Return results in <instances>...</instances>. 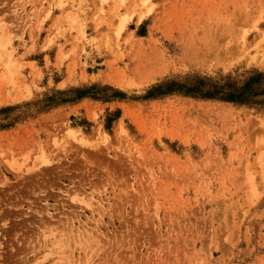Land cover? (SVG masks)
<instances>
[{
  "label": "rangeland",
  "instance_id": "1",
  "mask_svg": "<svg viewBox=\"0 0 264 264\" xmlns=\"http://www.w3.org/2000/svg\"><path fill=\"white\" fill-rule=\"evenodd\" d=\"M256 74L264 0H0V264H264V95L182 88Z\"/></svg>",
  "mask_w": 264,
  "mask_h": 264
},
{
  "label": "trees",
  "instance_id": "2",
  "mask_svg": "<svg viewBox=\"0 0 264 264\" xmlns=\"http://www.w3.org/2000/svg\"><path fill=\"white\" fill-rule=\"evenodd\" d=\"M262 80L263 76L261 74H256L249 78L242 86L232 84L220 85L214 82L199 80L191 87L183 86L182 88L186 93L204 98H218L229 102L257 103L259 102V97L264 95V84ZM172 84L173 83L169 84V87L164 88L166 90L165 92L164 90L160 91L163 93L159 92V95L169 93ZM76 92L78 93L77 98H83L90 95L87 89H79L76 90Z\"/></svg>",
  "mask_w": 264,
  "mask_h": 264
},
{
  "label": "bare ground",
  "instance_id": "3",
  "mask_svg": "<svg viewBox=\"0 0 264 264\" xmlns=\"http://www.w3.org/2000/svg\"><path fill=\"white\" fill-rule=\"evenodd\" d=\"M9 36H10V35H9ZM3 44H4V41H3ZM217 44H218V43H217ZM221 45H222V44H221ZM215 47H216V46H215ZM200 53H201V52H200ZM207 54H208V53H207ZM214 55H215V54H214ZM6 75H7V74H6ZM8 78H9V77H8ZM130 85H131V84H130ZM75 137H76V136H75ZM86 140H87V139H86ZM86 140H85V138H83V137L80 138V141L83 142V143H84V141L86 142ZM10 160H12V159H10ZM7 161H8V160H7ZM8 162H9V161H8ZM8 162H7V164H8ZM9 165H10L14 170H17V171H19V172H20L21 169H22L20 166L18 167V166H16L15 163H12V162H10ZM63 251H64V250H63ZM65 252H66V251H65ZM65 255H66V254H65Z\"/></svg>",
  "mask_w": 264,
  "mask_h": 264
}]
</instances>
